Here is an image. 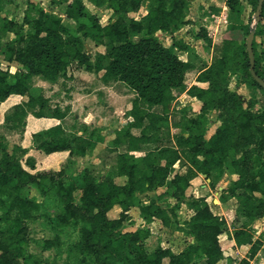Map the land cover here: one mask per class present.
Masks as SVG:
<instances>
[{"label":"trees","instance_id":"16d2710c","mask_svg":"<svg viewBox=\"0 0 264 264\" xmlns=\"http://www.w3.org/2000/svg\"><path fill=\"white\" fill-rule=\"evenodd\" d=\"M9 1L0 0V33L15 35L7 43L0 36V50L5 47L4 57L0 58V106L13 94L25 97L15 107L10 119L22 122L28 112L36 117L47 116L50 99L35 96L30 89L37 80L55 81L73 62L101 74L105 81L115 79L125 83L136 97L128 111L132 119L116 129L107 142L112 152L121 147L125 150L119 152L116 171L101 181L86 169L81 183L71 181L66 186H54L44 180L42 173L24 167L23 156L27 148L18 145L9 148L7 137L12 130L7 129L0 135V225L4 231L12 235L20 233L25 222L40 213L42 202L29 197L27 187L33 185L44 190L48 185L59 200V225L70 224L83 216L81 239L68 249L69 259L72 254H83L85 257L97 255L101 264H191L197 256L203 257L204 264H218L223 260L225 253L220 235L225 232L227 220L213 211L204 196L187 202L194 213L185 222L187 226L183 231L187 230L194 242L179 253L164 246L149 251L144 241L151 235L150 227L127 231L122 227L132 219L130 211L133 208H138L139 217L146 223L159 220L165 228L173 226L177 212L163 208L155 198L146 203L138 198V193L167 187L172 189L176 200L185 198L192 179L188 173L175 172V165L181 159L198 173L208 177L214 173L216 178L223 176L230 160L237 177L226 191L237 199L235 216L245 217L249 222L264 216V109L254 111L252 108L256 103L255 91H264V87L251 70L247 47L251 26L242 18L241 0H226L228 29L242 30L245 38H224L219 54L197 75V82L207 85L195 83L190 87L186 84V76L196 63L193 59H182L176 47L190 57L195 55L196 49L174 36L176 31L193 21L188 15L189 0H88L96 7L109 4L115 9L117 18L105 24L85 0H51L55 6L66 4L65 19L76 23L75 33L61 15L48 12L35 0H28L21 23L8 19L4 8ZM145 1H150L147 14L139 18L133 16ZM249 3L257 12L259 0H249ZM262 19L264 3L259 20ZM159 33L170 34L173 44H164ZM137 36L141 37L135 40ZM87 38L97 39V44L101 42L107 51L96 52L92 58L85 50ZM196 38L212 45L205 27L200 28ZM253 50L254 70L264 80V50L257 49L255 39ZM13 63L21 68L12 72L2 67V64ZM235 75H239L242 83L253 92L250 98L229 88V77ZM176 89L196 97L199 108L193 116L187 111L182 115L172 141L160 142L156 134L158 125L169 119ZM158 105L162 106V112L154 109ZM213 110H220L219 124L208 136V118ZM67 114V109L56 107L51 116L62 119ZM134 128L140 129L139 135L133 133ZM95 135L97 140L78 135L72 144H67L64 130L55 126L34 133L33 138L37 148L45 152L69 147L70 154L83 157L98 142L107 141L102 133ZM134 151L144 154L136 155ZM252 155L257 161L254 179H250L243 168L253 159ZM77 190L81 193V205L74 203ZM221 200L225 202L227 199ZM115 206L121 211L118 216L111 217L109 212ZM230 238L238 247H249L238 264H253L263 240L255 238L251 224L236 229ZM32 257L26 260L31 261ZM83 263H87L86 258L77 263L65 262Z\"/></svg>","mask_w":264,"mask_h":264},{"label":"rangeland","instance_id":"374dc122","mask_svg":"<svg viewBox=\"0 0 264 264\" xmlns=\"http://www.w3.org/2000/svg\"><path fill=\"white\" fill-rule=\"evenodd\" d=\"M42 4V6L48 12H54L58 15L64 16L66 4L52 5L51 0H35ZM28 0H10L4 8V14L8 19H12L21 23L23 21L26 5ZM87 6L93 13H97L100 16V22L105 24L107 22H113L117 18L115 9L106 4L102 7H96L94 4L85 0ZM218 3L219 5H213ZM242 3V18L246 23H249L251 29H255L259 34L256 35L257 49L261 52L264 50V19L261 21L257 18L256 12L253 10L249 0H241ZM150 5V1H145L138 13H133V16L142 17L146 8ZM194 6V5H193ZM192 5L189 7L188 15H192L194 21L187 26H183L181 29L175 32L174 36L177 39H184L185 42L191 44L195 49V55L188 56L182 50H177L180 56H184L185 59H193L196 62V69L187 73L186 84L190 86V83L194 80L195 74L203 66L210 64L215 57L219 54L222 42L224 38H240L244 39L245 34L240 31H229L228 29V7L226 0H202L195 4V9ZM215 8V9H214ZM216 8H219L216 10ZM190 17V18H192ZM82 21L88 22L87 19ZM4 21L1 20V24ZM65 24L70 28L72 33L76 32V23L72 20L64 19ZM205 27L208 30L209 36L212 38V45L208 46V42L197 39L196 34L200 28ZM27 28V26L25 27ZM0 36L3 38V42L7 43L14 38L12 32H1ZM137 36L134 39L138 40ZM158 37L166 45L172 44V36L166 33H159ZM3 46L0 50V58L4 57ZM85 50L91 54L92 58L96 52H106L107 48L101 42L97 44V39L87 38L85 43ZM3 68H8L12 72H15L18 68H21L19 64L14 63L12 65L2 64ZM75 69H82V66L75 63ZM71 67V68H72ZM66 71L62 73L55 81H42L37 80L30 91L35 96L41 95L46 99H50L49 106L47 108V116L52 115L53 110L59 107L62 110H68L67 117L64 119L69 139L73 137V134L80 133L83 136H91L92 132L95 134L106 133L107 141L98 144V146L92 150H89L85 156L79 157L76 153L69 154V156L60 164L52 166V164L43 165L42 169L33 171L40 172L44 176V180L54 186L69 185L71 181L81 183L84 172L89 169L95 176L97 181L103 180L107 175L113 173L117 169L118 155L120 151H124L125 147H121L119 151L112 152L107 147L108 139L112 138V130L117 129L125 119V106L127 101H132L136 95L135 93L125 85H119V93L125 95V100L112 101L116 105L124 106L121 113L118 115L115 112V107L109 105L106 102L105 108H89L77 109L72 102L74 100L78 102V94L91 93V100L95 101L98 96H94L93 88H88L82 84V80L75 77L73 73ZM229 88L236 90L238 93L250 98L253 92L241 81L239 75L229 77ZM127 88V89H126ZM101 92V91H100ZM255 94V105L252 106L254 111H262L264 109V91L257 89ZM75 93H77L75 95ZM103 93V92H102ZM175 99L172 103L169 119L167 121L160 122L158 125L157 140L160 142L172 141L173 133L177 131V125L180 122L182 115L188 112L193 116L199 108V101L192 99L189 94L181 89L173 91ZM103 95V94H101ZM120 94L118 98H120ZM21 98L17 99L18 101ZM14 102V99L1 104V113L5 116L10 114L13 116L14 110L8 109L10 103ZM94 105V104H93ZM92 105V106H93ZM91 107V106H90ZM158 108L159 112H162V107ZM193 108V109H192ZM7 110V111H5ZM77 114L80 117H77ZM90 115V123H85L83 117ZM220 110H213L209 114L208 118V132L210 136L219 124ZM118 115V119L115 118ZM89 120V119H88ZM17 130L22 129V123L16 121ZM12 125V124H11ZM6 123L0 121V135L7 131ZM11 131V128L9 129ZM135 134H140V129L134 128L132 130ZM104 132V133H103ZM111 133V134H109ZM31 136L21 132L17 136L7 137L8 146L12 149L14 146H20L18 140L23 139V142H28ZM93 140H97L98 136L93 135ZM99 143V142H98ZM154 146V145H153ZM136 155H143L144 152H137ZM25 155L23 156L24 160ZM253 159L247 164H244L243 168L248 173L250 179H254L257 161L256 156H251ZM177 172H186L192 179V185L187 189L185 198L181 201L176 200L172 196V189L167 187H160L156 189H150L146 192H139L138 198L148 203L150 199L155 198L157 202L163 207L172 212H177L178 216L174 221L171 228H165L159 220H155L151 223H146L143 219L139 220L138 208H133L130 211L132 219L127 221L122 227L123 231L136 230L141 227H150L151 235L144 241L146 248L151 251L159 246L170 247L174 252L179 253L185 250L190 243L194 242V238L191 234L184 230L186 228V221L193 215L194 211L188 206L187 202L194 198L201 196L206 197L213 211L217 214L223 215L227 224L225 226V232L220 236L222 240V246L224 248L225 257L218 264H238L239 261L245 257L249 247H238L231 240L230 235L234 231L248 223L251 224L254 230L255 238H261L263 240V246L259 250L256 257L252 260L253 264H264V216L255 219L253 222H249L245 217H236L235 209L237 207V199L227 194V188L231 185L232 181L236 179L237 175L234 173V168L231 165V161L228 160L225 166V171L221 178H216L214 173L208 177L206 174L198 173L185 159H181L175 165ZM119 182H123V179H118ZM26 193L29 197L42 202V208L39 214L33 215L29 218L25 224L24 229L20 233L9 234L4 231L3 226L0 225V264H65L67 260L77 263L82 258H86L87 263L83 264H101L97 258V255L79 254L75 256L71 255L68 258V249L79 242L81 239V229L83 226V216L78 217L76 221H73L67 225H59L57 220V214L59 212V200L53 190L48 185L44 187V190L36 186L30 185L26 189ZM226 197V201L223 202L221 198ZM81 193L77 190L75 192V205H81ZM121 211L119 206H115L110 212L111 217L118 216ZM33 256L31 261H27L26 258ZM117 264H123L119 262ZM191 264H204L202 256L194 257Z\"/></svg>","mask_w":264,"mask_h":264},{"label":"crops","instance_id":"0c3cea01","mask_svg":"<svg viewBox=\"0 0 264 264\" xmlns=\"http://www.w3.org/2000/svg\"><path fill=\"white\" fill-rule=\"evenodd\" d=\"M189 1H190V5H192V6L194 5L193 6V8H194L195 7V4L196 3L199 4V2L202 1V0H189ZM210 1H215V0H210ZM213 5H219V4L218 3H215ZM148 8L149 7L146 8V11L144 12L143 16L145 14H147ZM190 17H192V15ZM63 18L65 19V15L63 16ZM191 19L194 21V18L193 17ZM185 26H187V25H185ZM229 31L230 32L231 31H233V32L234 31L243 32L240 29L229 30ZM236 39H240V38H236ZM173 42H174V39L172 38V44H173ZM171 45H167V46H171ZM178 49L179 48L176 47V52H177ZM179 50H181V49H179ZM182 51L184 53H186L188 56H190L186 51H184V50H182ZM179 56H180V54H179ZM180 57L182 59H184V60H189V59H185L184 56L183 57L180 56ZM75 63H78V62H73L68 67L67 71L69 70L70 71L69 72L70 74L73 73V75L75 77L79 78L80 81L82 80V84H84V86H87L88 88H93L94 91H98L96 93H93L94 96H98V97L96 98L95 101L93 100V102H92V100H91L92 98L90 96L91 93L78 94V99L79 100H78V102H76L74 100V102H72L73 105H75V107L77 109H82V108L83 109H86L87 107L93 108V109H94V107H97L99 109L100 108L103 109V108L106 107V102H107L109 105H112V106L115 107V112L119 115L121 113V110L124 109V106H122V105H116L112 101H114V100L117 101L118 100L120 102H123L125 100V95L123 93L122 94L119 93L118 86L119 85L120 86L121 85L127 86V85L125 83H123L121 81H118V80H115V79H111V80L105 81L102 78L101 74L88 71L84 66H82V69H80V70L79 69H75L74 67H72V66L75 65ZM196 68L197 67H195L194 69H196ZM194 69H192V70H194ZM199 70L195 74L194 80L190 83V86L193 85V84H195V83H198V84L203 85V86H206L207 85L206 83L197 82L196 78H197V75L199 73ZM42 81H47V80H42ZM190 86H188V87H190ZM185 92L187 93V91H185ZM76 94L77 93H75V95ZM101 94H103V95H101ZM119 94L121 96L120 98H118V95ZM19 97L21 99L18 101L17 99H19ZM191 98L192 99H197L196 97H192V96H191ZM9 99H14V102L10 103V106L8 108V109H11L13 107L12 110H11V111H13L14 108L17 105H19V104H21L23 102V100L25 99V97L22 96V95L13 94L10 97H8L4 102L9 101ZM132 101H130V102L127 101V103H126V106H125V114H126V117H125L124 120H122V122H121L122 124L120 126H122L128 120H131L132 119L131 117L128 116V111L132 107ZM4 102H2V103H4ZM156 107H160V105L154 107V109L159 112V110H157L158 108H156ZM5 111H7V110H5ZM4 113H1V106H0V121L6 123V125L8 127H10L11 130H12V133L9 134V136H17L21 132H24V134H28V137L31 136L30 139H28V142H26V144H25V142H23V139L18 140V144L20 146L28 149L27 153L25 154V157H24V160H23V164H24V167L26 169H28V170H30L32 172L42 169V166L43 165H46V164H48V165L52 164V166L60 165L69 156L70 151H71V149L68 147V148L62 149V150H55V151H51V152H45L43 149L37 148L36 142H35V140L33 138V134L34 133L44 132V131H46V130H48L50 128H53L55 126H61L62 129L64 130V135L67 136V140L65 141L67 144H72V140H73L74 137H76L78 135H82L80 133H75V134H73V137L69 139V136H70V135H68L69 132L67 131L66 125L63 122L64 119L67 116L65 118H62V119L55 118V117H53L51 115L50 116H44V117H36L32 113L28 112V114L25 116L24 120L22 122H19V123H22L23 124L22 125V129L23 130H17L18 129L17 128V123H15L16 121H14V119L12 120V119L9 118L10 114H8L7 116H5ZM118 115L117 116L115 115V118L116 119H118ZM77 117H80V115L77 114ZM82 119L87 124L90 123V121H91V118H90V115L89 114L86 115L85 117H83ZM115 130H112L111 133H113ZM111 133H109V134H111ZM133 133H135V132H133ZM103 135H105L106 137L108 136V134H106V133H104ZM84 136L85 137H88L90 139H94L93 138V134H91V136H86V135H84ZM100 143H103V142H99L98 144L100 145ZM98 144H97V146H98ZM137 152H139V151H134L133 153L135 154ZM175 172H177V170H175ZM179 173L186 174V172L185 173L184 172H179ZM141 219L142 218L139 217V220H141Z\"/></svg>","mask_w":264,"mask_h":264},{"label":"water","instance_id":"95a60500","mask_svg":"<svg viewBox=\"0 0 264 264\" xmlns=\"http://www.w3.org/2000/svg\"><path fill=\"white\" fill-rule=\"evenodd\" d=\"M263 3H264V0H259L258 9L256 12V16L258 19L260 18ZM255 36H256L255 29H251V31L247 37V47H248V52H249V56H250V60H251V70H252V73L255 76V78L258 80V82L264 87V80L262 78H260L259 76H257L256 72L254 70L255 56H254V50H253V43H254Z\"/></svg>","mask_w":264,"mask_h":264}]
</instances>
